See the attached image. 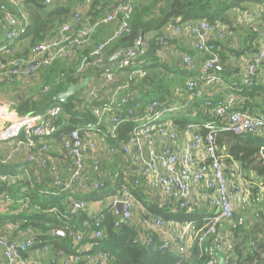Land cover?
<instances>
[{
    "label": "built area",
    "instance_id": "obj_1",
    "mask_svg": "<svg viewBox=\"0 0 264 264\" xmlns=\"http://www.w3.org/2000/svg\"><path fill=\"white\" fill-rule=\"evenodd\" d=\"M29 1L6 0L0 5L8 25V44L22 37L28 29L27 20L16 17L9 11V5L22 9ZM78 1L87 3L89 0ZM137 4L135 0L121 1L92 24L83 22L81 14L76 12L72 21L62 24L54 38L35 43L27 56L0 60V82L7 86L13 85L16 79L38 77L42 70L57 61H74L81 57L78 72L112 64L111 69L103 73L102 79L90 81L87 86L86 97L94 101L91 111L95 119L68 131H61L66 120L60 119L63 111L60 103L44 111L28 114H20L16 107L22 94L16 101L0 104L1 162L8 165L27 163L21 174L0 172V181L10 183L25 176L31 186L34 181L42 185V193H49L50 188H56L57 192L73 193L100 189L105 177L113 179L115 175L103 171L101 154H95L96 150L103 151L100 145L104 146L108 139L116 137L122 124L134 123L126 141L110 146L111 153L126 156L134 168L130 185H123L112 201L113 209L121 202L124 220L132 219L137 206L142 210L145 234H138L133 242L145 246L156 245L159 251L169 250L188 259L197 247L200 257L206 252L209 255L208 264H228L227 257L222 260L218 256L219 252L232 247L224 242L221 232L225 225L232 223L236 213L233 198L242 194L243 188L238 182L241 172L226 170L216 135L222 131L238 136L259 135L264 130V112L254 115L243 111L235 96H216L214 87L222 83L221 76L216 72L221 54L211 35L217 32L219 39L228 38L232 42L236 41V36L219 29L217 24L207 19L168 26L156 39L162 50L169 41L185 32L194 38V49L202 57V62L198 64L190 53L183 56L184 66L198 72L186 81V88L192 97L204 100L205 109L220 120L219 125L216 122L203 124L207 129L206 134L194 123L177 131L168 117L177 107L168 101L152 98L141 112L138 110L140 104L132 105L131 92H125L117 102L115 95L131 88L132 83L116 85V72L130 69L140 55L146 54L154 34H139L132 48L116 50L106 59L104 50L116 38L131 32L130 22ZM239 17L244 23L253 24L256 20L254 13L245 10L239 11ZM259 18L264 25V3ZM110 23H116L113 34L82 57V51L91 42L97 29ZM248 45L244 50L245 55L249 54L252 47ZM7 47L0 46V52ZM263 64L264 42L254 49V55L248 62L244 86H255V77ZM129 75V80L134 81L145 76L146 72L131 70ZM50 89L51 86L46 85L42 92L47 93ZM88 159L92 160L93 172L99 175L96 178L87 171ZM260 159L264 162V146L260 148ZM143 187L160 193L166 200L173 202L178 210L191 212L206 205L208 214L203 224L197 228L194 222L186 221L181 231L172 232L168 221L149 212L137 199L133 189ZM14 204L19 206L18 211L40 208L32 203L28 186L22 187L18 198L8 192L0 193L1 209L9 210ZM87 207L86 199L77 198L70 203L67 211L60 212L56 207L49 209L67 222L65 230L72 235L77 248L76 253L62 252L58 257H52L50 264H112L110 252L96 248L98 240L104 235L101 216H91V220L84 221L77 230L69 226L68 222ZM22 224L21 220L8 223L4 231L0 232V264H43L46 254L51 250V245L43 241L35 245L33 228H24ZM60 231L65 234L64 230Z\"/></svg>",
    "mask_w": 264,
    "mask_h": 264
},
{
    "label": "trees",
    "instance_id": "obj_2",
    "mask_svg": "<svg viewBox=\"0 0 264 264\" xmlns=\"http://www.w3.org/2000/svg\"><path fill=\"white\" fill-rule=\"evenodd\" d=\"M121 1L127 0H118L115 4ZM41 2L42 4L46 3L45 0H41ZM110 3L111 1L109 0H91V5L87 14L84 15L79 12L82 21L90 24L97 22L107 14L108 11L105 14L104 12ZM135 3L138 4L135 5L132 14L130 22L131 32L116 38L107 45L104 50V57L106 59L110 54L119 49L126 50L132 48L139 34L145 35L157 32L150 40L151 44L147 53L137 58V62L144 60V63H146L144 65L146 68V75L138 77L132 82L133 96L135 97L140 94L138 98L133 100L132 105L136 106L140 104L138 102H143L138 108L141 112L145 104L154 98L151 97L146 99V96L150 92L154 93L153 90H155V87L161 84L160 74L153 73L152 69L157 68V66L161 64L159 55L161 46L158 44L156 36L160 33L158 31L163 26L170 22L180 24L196 22L201 19H207L211 23L217 24L218 22L226 20L230 10L244 8V5L248 3H264V0H135ZM115 4H113L111 8H113ZM75 13L76 12H73L70 19L65 22L72 21ZM48 15H56V19L59 20L58 22L62 23L60 11H52ZM87 15L91 16L87 17ZM40 20V17L34 16L32 22L28 24L26 34L23 35L31 36L32 47L37 42L50 40L37 32L38 27L47 26L49 23V20H44L38 25ZM50 21L53 22L52 20ZM54 36H56V34L53 35V37ZM86 48L87 47H85L81 53L82 57L83 55L89 54V52L94 49ZM27 55L25 54L22 56ZM17 57H20V55H17ZM80 63L81 57L74 61H57L51 67L42 70L38 77H33L36 80L43 79L44 82L39 90H31L30 86L26 94L20 93L23 97H19V94H17L19 98L16 107L19 113L28 114L44 111L56 103H60L54 99L56 94L65 91L71 84L80 83L86 76L96 78L102 74L100 68L95 67L84 72H78ZM46 85H50L51 89L47 93H43L42 89ZM86 89L88 88H85V90ZM83 90L72 95L67 103H60L63 107L60 119L62 120L65 118L66 120L61 131H68L72 127L86 124L95 119L91 111V106L94 101L87 98L86 92ZM212 116L216 118L214 114L208 113L209 118ZM174 123L180 129H183L190 123V119L178 117V119H175ZM134 126V123L129 122L122 124L118 129L117 136L108 139V143L112 145L126 141L130 137ZM200 131L206 134L207 129L202 125ZM216 143L219 147V153L227 166V171H232L233 169L231 166L233 163L239 162L241 165L240 172L246 174L244 178L253 179L248 175L249 170H253L256 173V179L262 181L261 186L264 187V162L260 159V148L264 146L263 136L252 134L238 136L231 132L222 131L217 133ZM26 165L27 163L25 162L11 165L3 164L0 159V172L12 175L21 174L24 172L22 169ZM126 165V167L119 168L117 163H111V168H105L103 171L114 174L115 178L111 179L105 177L104 185L100 189L82 192L81 198L87 201H101L104 200L106 196L116 193L123 185H130L132 180L130 173L133 172V168L129 166L130 162H126ZM32 174L34 175V172ZM21 177L20 180L10 183L0 181V193L8 192L13 195V197L18 198L20 197L22 187L28 186V195L31 196L32 203L34 205H39L40 208L18 211L19 206L17 204L11 206L9 210L0 208V232L4 231V227L8 223H15L21 220L24 228H33L35 245L43 241L51 245V248L55 251L61 248L65 253H76L77 248L74 245L73 237L69 234L68 230H65V227L68 225L66 224L67 222L61 219L58 214L49 211V209L53 207L58 208L60 212L67 211L70 205L66 200L69 192H57L56 188H50L49 193H42L40 191L42 185L34 181V184L31 186L27 178H24L25 176ZM146 189L145 187L135 188L133 191L137 199L141 201L149 212L163 217L168 222L191 221L196 224L197 228H200L203 224L204 218L208 214L206 209H197L191 212L178 210L173 202L165 201L160 193H154L149 190L151 195H146ZM249 190L251 192L250 200L252 202H258V185H255V188L250 186ZM250 207H252L251 202ZM245 208L247 209L246 206ZM95 214L102 217L101 220L104 230V235L98 240L99 244L96 248L109 251L113 256L112 264H208L209 255H207L206 252V254L200 257L197 247L193 250V256L188 259L169 250L159 251L156 245L145 246L143 244L134 243V238L138 235L136 227L130 224V220H124L122 215L119 216L115 213L112 202L109 208H105L101 212ZM260 214L263 215L262 217L264 218V213L261 212ZM79 215L74 216V218L68 222L72 230L80 229L84 221L91 220V216L88 218L83 216L82 220L78 221ZM241 220L240 215L235 213L232 223L230 224L234 232L232 237L235 243L230 248V253H232L233 256L231 264H264V228L258 227L256 224L252 225V223L246 219L244 221ZM60 229L64 230V236L55 233ZM241 233L243 237H241ZM259 234H261V236H259Z\"/></svg>",
    "mask_w": 264,
    "mask_h": 264
},
{
    "label": "crops",
    "instance_id": "obj_3",
    "mask_svg": "<svg viewBox=\"0 0 264 264\" xmlns=\"http://www.w3.org/2000/svg\"><path fill=\"white\" fill-rule=\"evenodd\" d=\"M4 1L6 0H0V5ZM89 1V3H81L76 0H52L51 3L42 4L41 0H31L27 2L22 9H19L13 5H9V11L12 12L16 17L27 20L28 24L32 22L34 16H38L41 19L38 22V25L41 23V21L49 20L48 25L42 26L40 28L38 27L37 32L40 35L45 36L46 39H51L55 37H53V35H57L62 23L70 19L73 12L78 11V13L81 12L84 15L87 14V11L89 10V7L91 5V0ZM109 1H111V3L108 5L104 14L109 11L112 5L115 4V2H117L118 0ZM262 4L263 3H248L244 5V8L230 10L227 14L226 20L217 23L219 29L232 32L236 36L235 42H232L228 38L219 39L217 32L211 35L212 39L215 41L220 50L221 60L217 65L216 72L222 78V83L215 86L213 91L215 92L216 96H222L225 98L228 96H235L241 109L254 115H258L264 112V64L261 66L255 77L254 87L248 88L244 86L243 79L247 71L248 62L254 55V49L259 47L264 42V25L259 18ZM240 10L254 13L256 16V20L254 21V23L252 24L242 22L239 17ZM52 11L61 12L62 23L58 22L59 20L56 19V15H48ZM88 16L91 15H87V17ZM50 20H52L53 22H51ZM175 24V22H170L169 24L163 26L158 32H161L168 26H173ZM115 26L116 23H110L99 27L95 32V35L93 36L91 42L86 47L88 49H93L97 44L105 40L109 35L113 33ZM7 29V22L4 21L3 11L0 9V46L8 45L5 50L0 52V60L6 61L17 55H27L32 48L31 36H22L12 43L8 44L6 41ZM152 33L155 34L157 32ZM248 44L252 45L254 49L250 46L252 50L250 48L249 54L245 55L244 50L248 48ZM187 53L192 54L197 60L198 64L202 62V57L199 56L194 49V38L187 32H185L182 36L169 41L165 48H163L162 50L160 49L159 55L161 64L157 66L158 69L155 73L160 74L161 84L158 87H155L152 97L157 98L160 101L166 100L177 107L168 116L170 122L172 123V127L177 131L182 130L174 123L175 119H178V117H186L190 119V123H194L200 127L208 122H216V124L219 125L220 120L218 118H215L214 116L210 118L208 117L207 110L204 107V100L192 97L187 91L186 81L190 77L195 76L198 73L193 72L184 66L183 56ZM101 76L103 77V73L101 74ZM119 76L120 73L116 74V78H119ZM30 80L31 78L25 80L16 79L15 83L11 86L4 85L0 82V104H7L16 101L17 94H26L28 92L27 89H29L31 86ZM93 80L97 79L93 78ZM139 95L135 97L133 96V100L135 98H138ZM163 95L165 97H163ZM211 96L213 98H216V96L213 94ZM138 103L143 104V102ZM259 135L264 137V130ZM107 142L108 141H106V144ZM110 146L106 148V151L104 150L103 153L109 155V157L113 156L110 161L111 163H117L119 168L126 167V162H130V159L126 156H123L121 153H111ZM100 147H103V145H100ZM159 148H161V145H159ZM99 152H101V150L97 149L95 154L100 155ZM119 156L122 157L120 158ZM101 161V166L104 170V159L102 157ZM91 165L92 160L88 159L86 161L87 171L89 172L91 177L96 178V176L98 175L93 172V170L91 169ZM129 166H131V164ZM231 167L234 171H241V165L239 162L233 163ZM230 171L231 170H229L228 172ZM130 174L132 177L133 172H131ZM244 175L246 174L241 173V177L238 180L240 184H243V192L239 196L234 197L235 200L234 198L233 200L235 204H238V202L243 203L244 212L247 213L251 211V192L247 184L245 185ZM48 185L49 183L47 184V186ZM149 192L150 191H148L147 189L145 190L146 195ZM82 194L83 193L69 192L66 200L70 204L74 199L81 198ZM245 206L247 207V209L245 208ZM105 208H109V206L107 207L104 205V200H89L87 209L81 212L78 217V221H81L83 216L85 218H88L95 213L101 212ZM200 209H206V212H208V207L206 205H203ZM142 213L143 212L140 208H135L134 216L129 221L130 224L136 227V231L138 234L142 232ZM241 214L242 213H239L240 218L243 220L244 216ZM245 219L249 221V218H247V216L245 217ZM168 226L172 232L178 233L182 229L183 222L169 221ZM230 226V224L225 225L222 229L221 235L226 244L234 245V238L232 237L234 232L232 231ZM56 234L62 236L65 235L63 232ZM62 252L63 251L61 250V248L57 251L51 248V250L46 254L45 259L43 260L44 264H50L49 261L51 260V258L58 257L62 254ZM192 253L190 256H193ZM218 256L221 259L225 257L230 259V257H233L232 253H230V250L228 249L219 252Z\"/></svg>",
    "mask_w": 264,
    "mask_h": 264
},
{
    "label": "rangeland",
    "instance_id": "obj_4",
    "mask_svg": "<svg viewBox=\"0 0 264 264\" xmlns=\"http://www.w3.org/2000/svg\"><path fill=\"white\" fill-rule=\"evenodd\" d=\"M145 64L146 63H144V60H142V61L140 60V61L134 63L133 66L130 69H128V70H126L124 72L121 71V70L117 71L116 74L120 73V76H119V78H116L115 84L118 85L120 83H127V82H130V84H131L133 81H130L129 80V77L131 76V75H129L130 74V71L131 70L145 71L146 70V68L144 66ZM157 69L158 68H153L152 69L153 73L157 72L156 71ZM123 74H124V76H123ZM96 79L97 80L102 79V76L100 75V76L96 77ZM30 81H31V88H30L31 90H39L41 88L43 82H44L43 79H40V80L37 79L36 80L35 78H31ZM88 89H86V90L84 89L83 91L87 93ZM132 91L133 90H132V85H131V88L127 89L126 91L124 90V91L119 92L117 94V96L115 95L116 101L118 102L122 98V96L125 94V92H131V93H133ZM153 94L154 93L150 92L146 96V99H149L150 97H152ZM163 97H165V96L163 95ZM109 146H110V144H108V142H107V144H105V146H103V151H101L102 153L99 152L101 154V157L104 159V162H105L104 163V166H105L106 169L107 168H109V169L111 168L110 167V165H111V161L110 160L113 158V156L109 157V155H106L105 153H103L104 150L106 151V148H108ZM248 175L250 176V178H253V179L244 178L245 179V185L247 184L248 188H250V186H253L255 188V185L256 186L258 185V202H252L250 200L252 207H251V211L250 212H247V213L244 212V205H243V203H239L238 202V204H236V214L242 213L241 215L244 216L243 217L244 218L243 220H245V217L247 216V218H249V222H251L252 225H255L256 224L258 227L264 228V218L262 217L263 215L260 214L261 212L264 213V203H263L264 202V189H263L264 187L261 186L262 185L261 184L262 181H259L258 179H256V173L253 170H249ZM98 176H96V177H98ZM240 182H241V180H240ZM148 194H150V192ZM117 195L118 194L113 193V194H110V195L106 196L104 198V205L108 207L109 204L115 199V197H117ZM161 197L164 198L163 195H161ZM234 200H235V198H234ZM165 201L169 202L166 199H165ZM259 202H260V204H259ZM261 202H262V204H261ZM137 208H139V206H137ZM141 234H143V235L145 234L144 231H143V221H142V232H141ZM259 236H261V234H259ZM241 237H243V234L242 233H241ZM43 264H44V261H43Z\"/></svg>",
    "mask_w": 264,
    "mask_h": 264
},
{
    "label": "water",
    "instance_id": "obj_5",
    "mask_svg": "<svg viewBox=\"0 0 264 264\" xmlns=\"http://www.w3.org/2000/svg\"><path fill=\"white\" fill-rule=\"evenodd\" d=\"M112 67V64L111 63H108L107 65L103 66L100 68V72L101 73H105L107 71H109ZM93 80V77L92 76H86L83 81H81L80 83L78 84H71L65 91H61L59 92L58 94H56L55 96V100L57 102H60V103H67L68 102V99L74 95L76 92H79L85 88H87L89 82ZM115 213L119 216L122 215V204L121 202H118L116 204V207H115ZM56 233H62L60 231H56ZM233 261V257H230L228 263L231 264Z\"/></svg>",
    "mask_w": 264,
    "mask_h": 264
}]
</instances>
